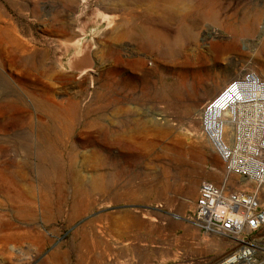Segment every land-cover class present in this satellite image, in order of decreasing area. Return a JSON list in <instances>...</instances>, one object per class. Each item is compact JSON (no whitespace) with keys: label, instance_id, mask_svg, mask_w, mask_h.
I'll return each instance as SVG.
<instances>
[{"label":"rangeland","instance_id":"obj_1","mask_svg":"<svg viewBox=\"0 0 264 264\" xmlns=\"http://www.w3.org/2000/svg\"><path fill=\"white\" fill-rule=\"evenodd\" d=\"M263 37L264 0H0V264H221L199 115Z\"/></svg>","mask_w":264,"mask_h":264},{"label":"built area","instance_id":"obj_2","mask_svg":"<svg viewBox=\"0 0 264 264\" xmlns=\"http://www.w3.org/2000/svg\"><path fill=\"white\" fill-rule=\"evenodd\" d=\"M199 121L226 179L200 184L189 221L231 243L221 264H264V78L243 71L202 107Z\"/></svg>","mask_w":264,"mask_h":264},{"label":"bare ground","instance_id":"obj_3","mask_svg":"<svg viewBox=\"0 0 264 264\" xmlns=\"http://www.w3.org/2000/svg\"><path fill=\"white\" fill-rule=\"evenodd\" d=\"M258 13H259V11H258ZM262 13V12H261ZM261 15V14H260ZM255 17H256V14H255ZM259 17V16H258ZM253 19V18H252ZM255 20V19H254ZM251 21V20H250ZM256 21V20H255ZM257 25H258V23H257ZM259 26V25H258ZM248 26H247V22L246 21H242L241 23H240V25H235V24H233V25H231V28H232V30H234V31H237V30H241V29H243V28H247ZM264 38V37H263ZM263 38H262V40H263ZM235 41V40H234ZM262 43V42H261ZM263 49H264V44H263ZM161 118H163V117H161ZM165 119V118H164ZM167 151V150H166ZM163 154H164V152H163ZM211 173V172H210ZM215 174H217V172H214V173H212V175H215ZM226 179V176H225V178L224 179H222V180H225ZM263 197V198H262ZM188 199V198H187ZM183 201V200H182ZM186 201V200H185ZM189 200H187V202H188ZM261 201H262V203H264V191L261 193ZM190 202V201H189ZM186 204V203H185ZM189 205V204H188ZM190 206V205H189Z\"/></svg>","mask_w":264,"mask_h":264}]
</instances>
